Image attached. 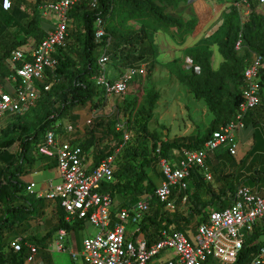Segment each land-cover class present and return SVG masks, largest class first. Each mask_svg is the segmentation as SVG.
Listing matches in <instances>:
<instances>
[{"label": "trees", "instance_id": "obj_1", "mask_svg": "<svg viewBox=\"0 0 264 264\" xmlns=\"http://www.w3.org/2000/svg\"><path fill=\"white\" fill-rule=\"evenodd\" d=\"M185 1L187 0H98L97 8L94 10L88 9L83 3L76 5L70 11L69 15L72 18V23L80 25L81 30H83V33L78 31V40L82 46V51L79 53L81 66L73 68L71 49L60 50L57 55L59 65L56 70L59 82L54 83L51 89L45 92L44 97L29 112L22 115H14V120L1 131L0 146L18 139L19 149L15 154L10 153L8 149L3 151L1 155L4 165L0 168V203L7 210V213L0 217V264H25V259L28 255V242L38 247V255L42 261L49 259V256L52 257L51 254L40 250H47V245L56 231L65 228L77 234L84 228L85 222L82 221L69 225L65 221V213L59 208L57 226L41 239H24L21 252L14 251L2 236V230L18 223L21 219V217L20 219L17 218L19 216L18 213L21 214L24 211L21 206L14 207L11 204L19 202L23 198L29 201L27 197L21 195L27 187L21 177L30 174L34 169V164L38 158L34 153V146L43 140L48 130L56 127L53 125L56 119L62 118L76 108H82L88 103L92 107H96V101L104 92L99 89L93 80L99 70L97 51L100 44L95 40L96 19L101 17L106 22V29L112 41L109 49L110 63L112 62L116 67L124 69L139 67L138 63L142 61L155 62L158 48L154 42V35L157 31H167L170 28L182 30L186 34L194 31L197 19L174 15V12ZM232 1L229 11L227 10L223 15V21L218 30L213 35L204 38V45L200 43V40L199 46L185 52L200 67V73L187 72L178 65L177 60L174 61V72L179 82L190 90L196 100H203L212 115V121L206 133L201 137L197 136L188 141L175 140L166 142L157 140L158 142L154 143L155 155L152 158H145L138 164L130 162L129 159L124 164L120 161L118 170L115 172V180L104 185V190L109 191L112 196L117 197L120 201L118 209L129 207L144 195L155 192L156 186L152 181L145 184L148 180L146 170L151 168L156 161L158 162L160 157L177 159V155L174 153L176 150H198L202 148L212 131L233 118L241 101L245 66L249 63L253 54L264 57V5L253 4L247 7L241 4L242 0ZM41 2V0H36L32 18L25 25H22V22L28 18V14L22 11V1L18 0L12 10L8 12L4 11L0 5V43H2L3 49V53L0 55L1 81L4 80L6 82L11 75L10 68L6 63V59L10 57L11 52L24 45H39L48 37L49 32L52 30L40 22L41 15L38 12L36 13ZM235 3H239L240 6H236ZM245 10L248 13L245 14ZM118 16H122L124 21L140 20L141 26L139 30L129 29L130 31L126 33L120 31L113 24V21ZM11 20H15V25L23 30L22 39L15 40L14 37L9 36L10 30L8 29H10ZM142 37L146 40L147 45L144 47H139V43L135 45V41L141 44ZM239 41L241 42V47L237 50L236 44ZM210 46H214L222 58L217 69L214 68V49ZM231 84L233 87H231ZM40 87L42 88V86ZM159 99V91L151 88L147 93V107L143 124V131L147 134L148 124L153 118ZM249 115L246 117L245 122H247ZM116 120L117 118L114 117V122ZM253 128L251 154L256 149H264V118L262 124L254 122ZM88 132L86 139L79 141L85 151L91 150L95 145L94 132H91V130H88ZM111 132L115 138L123 136L121 131L111 130ZM159 144L161 149L160 153H157ZM117 147L111 148L108 152L101 151L95 154L94 164H99L102 159L110 155ZM222 150L224 153L231 155L227 149L222 148ZM256 152L255 155H257ZM256 172L264 174L263 169H256ZM193 174L196 175L197 180L199 174L202 175L198 169H194L191 172L190 180ZM160 175L163 176L162 173ZM238 177L239 175L237 174L235 184L231 185L228 190L220 191L219 195L213 194L209 202L202 204L200 208L196 207V210L194 208V211L188 217L176 216L177 210L174 213L166 211L165 204L155 198L150 212L140 223L141 232L149 239L157 238L162 230H175L187 233L191 225H198L206 219L208 207L215 201L225 202L228 199L223 200V198L228 197V193L231 196L230 200H232L238 187L249 186V181L251 180L254 184L258 178L249 176L240 185ZM188 190L179 193L177 189H174L171 198L176 199L177 202L179 199L182 201L183 197L187 196L188 201ZM195 217H198L196 222L194 221ZM262 234H264V231H260L257 225L232 264H249L264 246V244L258 242ZM212 263L216 264L214 261ZM203 264H211V262L208 260Z\"/></svg>", "mask_w": 264, "mask_h": 264}, {"label": "built area", "instance_id": "obj_2", "mask_svg": "<svg viewBox=\"0 0 264 264\" xmlns=\"http://www.w3.org/2000/svg\"><path fill=\"white\" fill-rule=\"evenodd\" d=\"M41 1L38 13L43 17L52 15L56 20L48 37L39 45L18 47L7 58L12 71L11 88L9 91L0 89V118L8 114L22 115L29 112L44 97L45 92L51 89L49 79H54V83L59 82L56 73L59 65L57 55L60 50L67 48L72 24L70 11L83 3L90 10L96 9L98 5V0ZM14 3L15 0H1V6L6 12L12 10ZM241 4L247 7L253 4L264 5V0H242ZM235 5L240 6L239 3ZM218 28L216 26L211 35ZM79 32L83 33V30L80 28ZM95 40L100 44L97 51L99 70L93 80L104 91L97 101L111 96L120 98L127 93L130 83L139 74L138 67L125 68L117 76L111 75L109 49L112 41L106 22L101 17L95 21ZM240 47L239 41L236 49ZM177 62L187 72L199 74L201 71L186 54ZM263 83L264 57L255 54L244 68L241 101L233 118L212 131L202 148L176 150L174 153L177 159L160 157L159 166L164 181L153 194H146L122 209H118V198L105 191L104 185L115 180L123 147H117L95 165L91 151H85L79 142H74V137L62 140L56 128L48 130L43 140L33 149L36 156L55 159L59 182L56 185L50 183L42 192L36 191L35 182H30L24 192L36 199L57 203L69 225L90 221L99 230L96 235H89L82 240L83 250L79 252L76 233L61 228L48 248L57 253H66L74 261L82 258L86 264H153V259L161 256L164 257L162 264H203L208 259L216 264H232L255 227L264 221V195L257 188L240 186L230 205L208 209L206 219L192 232L196 243L187 236L191 232L189 230L187 233L162 230L157 238L149 239L144 233L141 234L140 223L150 212L155 198L165 204L166 211L174 213L177 210L176 199L171 198L173 190L177 189L179 193L188 190L192 170L198 169L204 179L210 181L212 177L206 167L210 153L224 148L232 156L238 154V133L245 128L246 117L260 107ZM96 117L94 111L86 122L87 126H91ZM125 126L126 122L118 121L115 128L123 133V142L128 143L131 137L124 129ZM64 130L71 137L76 127L70 122L64 126ZM160 149L159 144L157 153H160ZM186 202L187 196H184L182 203ZM129 227L134 229L129 231ZM22 243L23 238H16L11 242V247L21 252ZM27 249L25 263L34 264L38 247L28 244ZM249 264H264V246Z\"/></svg>", "mask_w": 264, "mask_h": 264}, {"label": "rangeland", "instance_id": "obj_3", "mask_svg": "<svg viewBox=\"0 0 264 264\" xmlns=\"http://www.w3.org/2000/svg\"><path fill=\"white\" fill-rule=\"evenodd\" d=\"M20 1L23 2L22 11L28 14V18H26L22 22V25H25L27 21L32 18V13L35 10V0ZM215 2L216 5H219L220 3L225 4V13L227 10L229 11V6H231L230 4L233 1L217 0ZM37 12L38 11H36V13ZM223 15L220 14L215 19V21L217 22L214 23L215 21H213L209 25V31L216 27L218 21H221L222 24ZM55 20L56 19L52 15H49L48 17L40 16V22L44 23L48 28H51L54 25ZM196 21L197 23L194 31L197 30L198 24V31H200L203 26L207 25L208 22V20L205 19H201V23L199 22V20ZM15 24V20L10 21V29H8L10 30L9 36L14 37L15 40L22 39L23 30ZM113 24L124 33L130 31L129 29L139 30L141 26L140 20L124 21L122 16H118L117 19L113 21ZM69 30L70 31L69 37L67 39V48L69 50L71 49L72 51L71 58L74 64L73 68H75L76 66H81L79 53L82 51V46L78 40V31L80 30V25H74V23H72ZM160 31L165 35L160 34ZM194 31L190 34H186L182 30L170 28L167 29V31L159 30L155 33L154 42L156 43L157 40L158 44L156 45V47L161 48L162 58L157 61L159 55L158 53L155 62L142 61L138 63L139 74L130 83V87L127 93L120 98L114 96L112 100L107 102V105H103L102 111H100L101 115H98L97 119L90 126L91 128L87 127L89 131L91 130V132H94L95 154H98L101 151L108 152L115 146H122L123 156L120 159L121 163L124 164L126 163V160L129 159L130 162L138 164L143 159L152 158L155 155L153 148L154 143L157 140L166 142H172L175 140L188 141L197 136L201 137L206 133V130L208 129L212 121V115L208 111L205 102L203 100H196L190 90L179 82L174 72V61L176 57H178L184 51L186 52L187 50H193L195 47L199 46L200 43H202V45L205 44L204 38L206 37H204L205 34L202 33L201 36L196 39L194 44L192 43L190 46H186L188 39L194 33ZM157 34H160V36H158ZM167 37H171L170 45L173 47L171 49L172 51L168 49V47L166 48ZM141 39H143L141 40V44L140 42L135 41V45L139 43V47L146 46V40L143 37ZM210 47L214 49V54L217 57L215 47ZM2 53V43H0V55ZM217 65L218 62L214 59V67L217 68ZM54 82V79H49L50 84L53 85ZM2 84H4V80H0V85ZM7 84V87H5L6 90H8L10 83ZM231 87H233L232 84ZM151 88L159 91L160 99L156 104L153 118L148 124L147 134L143 131V124L145 109L147 107V93ZM260 113L261 111H258V114ZM13 116V114H8L5 117L0 118V137L1 131L14 120ZM69 117L70 114H66L62 118L56 119L53 125H63L67 122V119ZM114 117L117 118L115 122ZM84 118H86V115H84L83 120ZM118 121H122V123L126 122V126L124 127V129L127 130L131 137L128 143H124L122 137L120 136L118 138H115L111 132V130L116 131L115 125ZM76 122L79 123V121ZM248 132L249 130L245 129L240 136V140L238 139L239 151L236 156H231L228 153H224L222 149L213 152L214 154H209L206 162V167L208 168V170H210V175L212 176L211 181L208 182L203 178L202 173V175L199 174L196 188L194 190H191L192 185H190V189L187 192L189 194L188 201L186 203H182V201L179 199L176 202V216L188 217L189 214L194 211V208L196 210V207L200 208L202 204L209 202L211 196L216 193L214 192L212 183L210 182L216 183L217 191L219 190L223 192L228 190L231 185L235 184V177L237 174L239 175L238 183H240V185L244 183L245 179L249 177L250 173V176H256L260 178L263 177L262 172H256V169L264 170V154H262L263 149H256L257 152H255L257 153V155H255V152L251 154V143L247 138H245L247 137ZM88 133L89 132H87V134ZM8 149L12 154L17 153L19 149V140L15 139L0 146V168L4 165V162L1 159L2 152ZM146 171L148 173V180L145 182V184L149 181H152L154 185L158 187L164 181L163 176L160 175L161 168L159 166V160L158 162L156 161L153 166L151 168H148ZM46 174L47 179H52L53 185L58 184L59 179L53 177V173L51 172V170L46 171ZM31 177H33V180H35L36 184L38 185H40L44 180H47L44 174L42 176L40 174L36 177ZM47 186L48 185L44 184L42 186H38L36 189H39V187L45 188ZM19 205L20 202H14L13 204H11V206L14 207H18ZM6 213L7 210L0 203V217H2ZM197 220L198 217H195L194 221L196 222ZM196 225H191L189 227V231L191 232L187 234V236L193 243H196L195 237H193L192 234V232L195 231ZM133 229L134 227H129V231ZM98 232L99 230L90 221H86L85 226L81 230V232H78L76 234L78 241V251L80 252L81 250H83L81 242L85 237L89 235L94 236ZM263 236L264 234H262L258 240V242H261L262 244H264ZM40 251L48 254L50 253L52 256H49V259H44L42 261V264H71V260L69 258L70 256L66 253H57L52 250V252H54L53 254L46 249ZM40 258L41 257L38 255L34 264H38ZM54 258H56V262ZM75 263L84 264L85 262L82 258H79L75 261Z\"/></svg>", "mask_w": 264, "mask_h": 264}, {"label": "crops", "instance_id": "obj_4", "mask_svg": "<svg viewBox=\"0 0 264 264\" xmlns=\"http://www.w3.org/2000/svg\"><path fill=\"white\" fill-rule=\"evenodd\" d=\"M215 1H217V0H212V1H210V0H193V1L187 0L184 3H182L180 5V7L174 12V15H176V16L181 15V16H185L188 18L192 17V18L199 20L200 23H201V19L208 20L207 25L203 26L200 31H198V29H199V24H198L197 30H195L194 33L190 36V38L188 39V41L186 43V46H190L192 43L194 44L196 39L199 38L202 33L205 34L204 37H209L215 31L216 27L209 31V29H208L209 25L213 21H215V19L220 14L223 15L224 10H225L224 9V7H225L224 3H220L219 5H216ZM35 2H36V0H35ZM16 3H17V0L15 1L14 6L16 5ZM188 3H190V5H188ZM0 5H1V0H0ZM222 21H223V19H222ZM216 22L217 21H215L214 23H216ZM220 25H221V21H218L216 26L220 27ZM52 28H53V26L51 27V29ZM160 34L165 35V34L161 33V31H160ZM160 34L159 35L157 34V35L160 36ZM166 40H167L166 41V43H167L166 48L168 47V49L171 50L173 48L170 45L171 37H167ZM157 44L158 43L156 40L155 45H157ZM158 53H159V55H158L157 61H159L162 58V52H161L160 47H158ZM216 54H217V57L214 54V59L218 62V65H217V68H218L220 62L222 61V58L218 54L217 50H216ZM184 55H185V51L182 52L178 57H176L175 60L182 59L184 57ZM254 55L255 54H253L251 56V59L254 57ZM6 63L8 65L7 59H6ZM109 68H110V71H112V74H111L112 76H114V75L117 76V74L119 72H121L122 69H124V68L116 67V65L113 64L112 62H111V65L109 66ZM214 68L217 69L216 67H214ZM10 71H11V69H10ZM11 74H12V71H11ZM10 77H11V75H10ZM10 77H9V79L7 78L8 80H6V82L4 81V84L0 85V89L6 90L5 87H7V85H8L7 83H10ZM10 88H11V83H10L7 91H9ZM261 95H262L261 106L259 108H257L255 111H253L252 113H250L251 115H249L247 122H245V128L240 130V132L238 133V139L240 140V136L243 133V131L245 129L249 130V132L247 133V137H245V138H247L248 141H250L251 147L253 144V141H252V136H253V132H254L253 123L259 122L260 124H262L263 118H264V88H263ZM112 98H113V96L105 98V100L102 98L101 100L96 101V105H97L96 107L95 106L92 107L90 105V103H88L86 106H84L82 108H76L74 111L69 113L70 117L67 119V122L63 125H60V127H57V126L55 127L57 129V132H58L57 134H58L59 138L62 140H65V139H70V138L74 137V142H79V141L85 140L86 134L89 130L87 127H90V126H87V124H86L88 118L92 114H94V111H96L97 117H98V115H101L100 111H102L103 105L104 106L107 105V102L112 100ZM258 111H261V113L258 114ZM84 115H86V118H84V120H83ZM97 117L94 119V121L97 119ZM76 121H79V123H77ZM94 121H93V123H94ZM70 122L76 127V131L73 134V136H71V137L68 134H66L65 130H64V126ZM90 151H91L93 158H94V155H95L94 147ZM262 154H264V149H263ZM37 157L38 158H37L36 163L34 164L33 171L26 176H22L21 180L25 184L28 185L30 182H35V180H33V177H31V176L36 177L40 174H41V176L44 174V176L47 179L46 171H50V170L53 173V177H56L58 179V171H57L55 159L50 158V157H45V156H40V157L37 156ZM216 164H219V163H216ZM250 174H249V176H250ZM262 178L258 177L255 180L254 184H253L252 180L249 181L250 185L248 187L257 188L262 193V195H264V174H263ZM214 182H215V180H214ZM50 183H52V179L48 178L47 180H44L40 185L36 184V188L38 186H42L44 184L49 186ZM196 183H197V177H196V175H193L192 179L191 180L189 179V189H190V185H192L191 190H194L196 188ZM210 183H212L213 190H214V192H216L214 194L219 195L220 191L219 190L217 191L216 183H213V182H210ZM48 186L45 188L39 187V189H36V191H39V192L45 191L48 188ZM21 195L27 197V199L29 200V201H27L24 198L19 200V202H20L19 206H21L24 209V211L21 212V214L18 213L19 216L17 218L20 219V217H21V219L15 225L10 226V227H5L2 230L3 239L6 240V242H8L10 244V246H11V242L16 238H23V240L24 239H30V238L41 239L42 237L46 236L47 233L51 229L55 228L58 224V217H59L58 210L60 207L58 206L57 203L46 200V199H36L33 195L26 194V192H22ZM228 195L229 196L226 197L225 199L223 198V200H226V199H228V200H226L225 202L217 200L212 205H210L208 207V209H212V208H216V207H226V206L230 205L232 203V200H230L231 196L229 193H228ZM258 228L260 231H264V221H261L258 224ZM56 232L52 235V238L49 241V244L55 238ZM141 234H143V233H141ZM263 238H264V236H263ZM28 244H33V243L28 242L27 245ZM49 244H48V247H49ZM47 250L49 252H52V250H50L49 248H47ZM52 253L54 254V252H52ZM163 259H164L163 256H161L160 258H155V259H153L152 263L153 264H162ZM54 260L56 262V258H54ZM70 260H71L70 261L71 264H76L75 261L72 260L71 258H70ZM208 260L211 262V264H213L212 260H210V259H208ZM207 261H205V262H207ZM38 264H42L41 258L39 259Z\"/></svg>", "mask_w": 264, "mask_h": 264}, {"label": "bare ground", "instance_id": "obj_5", "mask_svg": "<svg viewBox=\"0 0 264 264\" xmlns=\"http://www.w3.org/2000/svg\"><path fill=\"white\" fill-rule=\"evenodd\" d=\"M214 154V153H213ZM207 162V161H206ZM209 172H210V170H209ZM217 208V207H216Z\"/></svg>", "mask_w": 264, "mask_h": 264}]
</instances>
